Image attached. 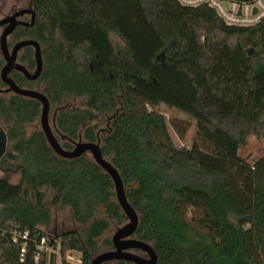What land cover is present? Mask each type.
Here are the masks:
<instances>
[{"label":"trees","instance_id":"trees-1","mask_svg":"<svg viewBox=\"0 0 264 264\" xmlns=\"http://www.w3.org/2000/svg\"><path fill=\"white\" fill-rule=\"evenodd\" d=\"M30 2L34 25L11 37L39 41L43 71L37 80L17 71L12 77L22 87L42 85L52 104L65 95L87 98L84 107L58 113V128L72 140L86 125L83 137L95 141L98 120L113 116L101 148L140 215L135 234L153 244L157 264H264V156L251 164L239 154L250 137H264V21L232 26L209 6L177 0ZM218 57L222 61L214 62ZM19 60L34 70L33 48L23 49ZM2 65L0 57V71ZM161 104L197 122L190 145H176L156 109ZM39 114L35 99L0 98L9 144L0 133V264H56L52 246H59L61 264H74L69 251L91 264L110 228L109 219L96 217L99 207L119 224L126 215L110 175L89 155L63 158L41 129L27 134ZM170 125L185 140L190 125L176 119ZM11 174L20 175L18 183ZM50 190L54 204L70 206L75 221L87 225L84 236L64 231L53 237L40 227L51 221ZM104 245L112 248V240Z\"/></svg>","mask_w":264,"mask_h":264},{"label":"water","instance_id":"water-1","mask_svg":"<svg viewBox=\"0 0 264 264\" xmlns=\"http://www.w3.org/2000/svg\"><path fill=\"white\" fill-rule=\"evenodd\" d=\"M27 13L31 14V24L34 25L36 13L32 7L18 10L14 14L0 19V27L5 25L0 35V50L6 61L1 69V79L8 86L4 91L13 92L17 95L35 99L41 103L42 131L45 134L48 144L57 155L66 159H74L84 155L86 152L91 153L94 161L110 175L115 188L116 200L120 205L122 212L128 219V222L120 226L112 237L114 249L95 255L91 264H103L105 262L115 260H128L135 264H157L158 254L153 244L140 238L133 237L140 223V215L127 197L126 187L119 170L107 157L104 156L100 143L79 142L73 150L65 149L58 141V138L56 137L50 124L49 113L51 103L48 96L41 90L19 86L10 76V73L13 70L21 72L27 79L30 80H35L42 74L43 54L39 41L33 38H26L16 42L12 49H10L8 45V37L13 33L19 24L17 19L18 16H22ZM29 46L33 47L35 50L36 69L34 72L29 71L24 64L17 62L19 51ZM239 47H242L240 42ZM247 52L249 55H253L255 50L250 47L247 49ZM0 91L3 90L0 89ZM134 249H141L147 252L149 257H144L132 251Z\"/></svg>","mask_w":264,"mask_h":264},{"label":"rangeland","instance_id":"rangeland-1","mask_svg":"<svg viewBox=\"0 0 264 264\" xmlns=\"http://www.w3.org/2000/svg\"><path fill=\"white\" fill-rule=\"evenodd\" d=\"M30 0H0V19L6 16L9 11L12 8H27L30 7ZM25 20L30 21V16H26L24 18ZM3 31V28H0V35ZM216 37V36H215ZM214 37V38H215ZM111 39L113 43L115 44L116 47H122L123 42L121 39L116 36L115 34L111 35ZM9 46L10 48L13 47L15 42L12 41V38L9 37L8 39ZM227 44L228 43H234L235 40L232 39H226ZM225 42V43H226ZM0 56L1 55V50H0ZM219 58V59H218ZM214 58L215 61H222V58L218 57ZM218 59V60H217ZM0 88H5L4 86L0 85ZM38 89L42 90L41 87H37ZM11 93H0V98L1 97H10ZM86 102L85 97H79L75 95H65L63 97V100L61 103L57 104H51V110H50V122L53 125L54 122V117L58 114L60 110L63 109H75V108H81L84 106V103ZM158 111H160L167 119L169 123V130L172 134V136L175 139V143L178 147H183L185 145H190L191 144V139L192 136L194 135L196 129H197V122L191 118L188 114L183 113L180 110H177L175 108L169 107L167 105L161 104L156 107ZM110 116H101V118L98 120V124L101 128H107V122ZM179 120L182 122H187L190 125V128L188 130L187 136L185 140L179 139L176 131L173 129V127L170 125L172 120ZM36 129H41V121H40V115L37 117L36 121L33 123H28L26 130L27 134L30 135L34 130ZM8 131V128L6 127V124L2 123L0 121V133H2L5 136V146L6 148L9 147L5 132ZM55 131V128H54ZM56 132V131H55ZM59 137L60 135L57 134ZM240 156L246 160L247 162L253 164L255 161H257L259 158L264 156V137H258V136H252L249 138L248 142L243 145L240 148L239 151ZM4 173L0 170V177H3ZM10 181L13 183H18L20 180V175L19 174H14L10 176ZM115 191V188H114ZM55 191L50 190L48 193V196L46 198V203L47 207L50 210L51 213V221L49 225L46 224H40V227L50 236L57 237L60 233L64 231H77L79 232L82 236H84V229L87 225H82L79 224L75 221L74 216H73V211L70 206H62V205H56L53 203ZM116 199V194L114 196ZM1 208V205H0ZM97 218H107L110 221V228L104 233L102 238L100 239V248L97 251V254H100L104 251H107L110 247L104 245L105 239L109 238L112 239L114 233L117 231V229L126 224L128 222L127 217L124 218L123 222L121 224L118 223V220L116 218H113L109 216V214L106 213V210L103 206H100L98 209V212L96 214ZM48 251H53L56 255V264H61L62 259L59 251V246L55 247H49ZM51 253V252H50ZM140 255L147 257V254L144 252H138ZM49 254V252H48ZM94 255V257H95ZM67 260L74 263V264H82V253L78 251H69L67 253Z\"/></svg>","mask_w":264,"mask_h":264},{"label":"built area","instance_id":"built-area-1","mask_svg":"<svg viewBox=\"0 0 264 264\" xmlns=\"http://www.w3.org/2000/svg\"><path fill=\"white\" fill-rule=\"evenodd\" d=\"M189 7L202 5L213 8L219 17L228 25L239 27H255L264 21V0H177ZM28 231L22 234L27 240ZM17 240V237H15ZM26 244L21 249V259L26 253ZM43 245H41L42 247Z\"/></svg>","mask_w":264,"mask_h":264},{"label":"flooded vegetation","instance_id":"flooded-vegetation-1","mask_svg":"<svg viewBox=\"0 0 264 264\" xmlns=\"http://www.w3.org/2000/svg\"><path fill=\"white\" fill-rule=\"evenodd\" d=\"M31 3V2H30ZM33 8V6L30 4V7H27V8ZM27 8H19V9H17V8H12L10 11H9V13L6 15V16H9V15H12V14H14L16 11H18V10H21V9H27ZM6 16H4V17H6ZM26 16H30V21H28V20H25L24 18L26 17ZM31 14L30 13H27V14H24V15H22V16H18V22H19V24L17 25V27H16V29L17 28H19V27H21V26H24V27H28V26H30V25H32L31 24ZM4 27H5V25H3V26H1L0 28H3L4 29ZM15 29V30H16ZM14 30V31H15ZM14 31H13V33H14ZM12 33V34H13ZM12 34L9 36V37H11L12 36ZM9 37H8V39H9ZM12 38V37H11ZM13 41V40H12ZM13 42H18V41H13ZM8 45H9V42H8ZM14 46V45H13ZM29 47H31V46H29ZM9 48H10V46H9ZM13 47H11L10 49H12ZM26 48V47H25ZM25 48H23V49H25ZM33 48V47H32ZM41 48H42V54L44 53V48L41 46ZM23 49H21L20 51H19V54H18V58H17V62L18 63H22L20 60H19V57H20V55H21V53H22V51H23ZM33 51H34V56H35V50H34V48H33ZM2 55V54H1ZM1 57V56H0ZM2 59H3V65L6 63V61H5V59L3 58V56L1 57ZM35 60H36V58H35ZM23 64V63H22ZM3 65H2V67H3ZM25 65V64H24ZM43 65H44V59H43ZM26 66V65H25ZM27 67V66H26ZM2 69V68H1ZM35 69H36V66H35ZM35 69L34 70H30V69H28L29 71H31V72H34L35 71ZM14 71H17V70H13L11 73H10V76L12 77V73L14 72ZM43 71V70H42ZM17 72H19V71H17ZM19 73H21V72H19ZM22 74V73H21ZM0 78H1V71H0ZM13 78V77H12ZM14 79V78H13ZM38 79V78H37ZM37 79H35V80H37ZM15 80V79H14ZM28 80H30V79H28ZM1 81H2V79H1ZM3 82V81H2ZM17 83V82H16ZM3 84L4 85H2V86H4L5 88H0L1 90H3V91H0V93H11V95L12 94H15V93H13V92H5L4 90L8 87L4 82H3ZM18 84V83H17ZM19 85V84H18ZM20 86V85H19ZM22 87V86H21ZM37 87H41L42 88V85H36L35 87H24V88H31V89H37V90H40V89H38ZM42 92H44L43 91V88H42V90H41ZM17 95V94H16ZM21 96V95H20ZM76 96V95H75ZM24 97V96H23ZM83 97H85V96H83ZM25 98H27V97H25ZM86 98V97H85ZM50 100V99H49ZM86 100H87V98H86ZM39 102V101H38ZM40 103V102H39ZM50 103H51V101H50ZM52 104V103H51ZM84 107V106H83ZM41 108H42V105H41V103H40V121H41ZM82 108V107H81ZM75 109H79V108H75ZM75 109H69V110H75ZM50 110H51V107H50ZM63 110H68V109H63ZM61 111V110H60ZM59 111V112H60ZM58 112V113H59ZM57 116H58V114L54 117L55 119H54V122H53V125L51 124V122H50V124H51V127H52V129H53V131H54V128H55V131H54V133H55V135H56V137L58 138V141L60 142V144L63 146L64 145V142H66V141H71L72 142V144H73V147L72 148H65L64 146V148L65 149H67V150H73L74 148H75V146H76V144L77 143H79V142H98V143H100V145L102 146V137H106L111 131H112V126H111V120H112V117L113 116H110V118L108 119V122H107V128H101L100 126L98 127V129L96 130V136H97V139L95 140V141H89V140H86L84 137H83V132H84V129H85V127H86V125H83L82 126V128L80 129V136H79V138L77 139V140H72L69 136H67L66 134H64L59 128H58V126H57ZM49 119H50V113H49ZM98 123V122H97ZM41 130H42V127H41ZM57 134H59L60 135V137L57 135ZM85 154H87V155H89L92 159H93V157H92V155H91V153L90 152H86ZM84 154V155H85ZM94 160V159H93ZM133 237H137V238H139L136 234H134L133 235ZM112 240V239H111ZM112 246H113V244H112ZM111 249H114V246L112 247V248H109V249H107V250H111ZM132 251H134V252H136V253H138V252H144V253H146L147 254V252H145V251H143V250H141V249H134V250H132ZM139 254V253H138ZM145 257V256H144ZM147 257H149L148 256V254H147ZM116 261V260H115ZM118 261V260H117ZM126 261H128V260H126ZM109 262H113V261H109ZM128 262H130V261H128ZM132 263V262H131Z\"/></svg>","mask_w":264,"mask_h":264}]
</instances>
